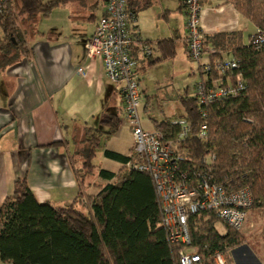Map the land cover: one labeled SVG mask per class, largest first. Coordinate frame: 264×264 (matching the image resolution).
<instances>
[{
  "label": "trees",
  "instance_id": "1",
  "mask_svg": "<svg viewBox=\"0 0 264 264\" xmlns=\"http://www.w3.org/2000/svg\"><path fill=\"white\" fill-rule=\"evenodd\" d=\"M64 1L4 0L0 4V68L30 56L24 26L33 27L39 16L47 17ZM128 1L135 19L137 11L149 4ZM233 2L264 35V0ZM209 41L239 62L245 88L208 108L209 137L204 142L197 138L203 120L196 97L182 98L191 128L184 147L197 166L202 158L215 157L210 166L213 177L232 182L235 189L247 188L253 200L250 211L264 210V43L246 46L240 32L215 35ZM154 125L168 139L180 130L169 119L154 121ZM118 129L119 115L111 113L100 120L99 127L87 131L78 151L83 159L82 168L77 169L79 192L71 205L39 203L26 178L15 181L13 193L0 205L3 263L179 264L181 248L169 242L161 225V207L151 177L129 170L130 156L109 150L104 156L125 167L114 173L94 164L101 138L114 136ZM97 177L109 183H99ZM91 187L99 189L97 195L85 193ZM217 222L212 213L190 220L193 245L203 255L216 250L227 255L242 243L240 231L226 227L227 233L221 235L215 228Z\"/></svg>",
  "mask_w": 264,
  "mask_h": 264
},
{
  "label": "crops",
  "instance_id": "2",
  "mask_svg": "<svg viewBox=\"0 0 264 264\" xmlns=\"http://www.w3.org/2000/svg\"><path fill=\"white\" fill-rule=\"evenodd\" d=\"M133 1L143 6L149 3L137 11L130 26L144 94L142 107L148 112L153 90L172 86L174 78L188 72L195 75L198 66L188 53L183 1ZM105 9L106 0H65L46 20L39 16L33 28L24 26L30 56L0 68V205L13 193L19 178H26L39 203L71 205L79 192L77 169L83 159L78 151L87 131L99 127L104 116L118 113L120 119L124 112L119 86L106 77L102 60H89L85 48ZM48 21H52L50 26ZM201 25L209 44L215 35L240 32L248 46L258 31L233 0H203ZM143 44L152 49L150 57H142ZM80 68L85 69L83 74ZM195 80L196 91L200 79ZM189 92V86L184 92H158L163 105L177 104V112L163 111L162 119L151 121L169 119L175 125L185 118L182 98H195ZM132 145L126 150H106L130 156ZM117 163L119 168L111 172L125 167ZM96 181L109 183L100 177ZM98 192L95 187L85 191L88 195Z\"/></svg>",
  "mask_w": 264,
  "mask_h": 264
},
{
  "label": "built area",
  "instance_id": "3",
  "mask_svg": "<svg viewBox=\"0 0 264 264\" xmlns=\"http://www.w3.org/2000/svg\"><path fill=\"white\" fill-rule=\"evenodd\" d=\"M182 1L188 53L198 63L202 76L196 85L195 97L203 120L197 138L204 142L209 137L208 108L237 96L245 85L238 72L239 62L231 55L223 57L221 51L207 42L201 25L203 0ZM3 2L0 0V4ZM134 20L128 0H106L105 14L85 45L89 60H102L106 77L119 86L125 119L133 135L126 167L151 177L161 207V225L167 231L169 242L181 248L179 264H228L225 254L218 250L206 255L198 251L191 238L190 220L192 217L201 220L205 214L212 213L224 226L241 231L253 206L251 193L247 188L235 189L232 182L214 178L210 172L213 156L202 158L198 166L192 164L184 147L191 133L186 118L175 122L180 130L172 139L166 138L162 131L143 126L140 110L144 94L139 62L132 53L135 36L130 30ZM250 43H264V35L257 31ZM141 55L150 57L152 49L143 44ZM84 71L80 68L78 72Z\"/></svg>",
  "mask_w": 264,
  "mask_h": 264
},
{
  "label": "rangeland",
  "instance_id": "4",
  "mask_svg": "<svg viewBox=\"0 0 264 264\" xmlns=\"http://www.w3.org/2000/svg\"><path fill=\"white\" fill-rule=\"evenodd\" d=\"M48 1V0H45ZM86 1V0H84ZM46 20V17H44ZM51 22H46V25L50 26ZM27 25L25 26V28ZM29 28H33L28 26ZM3 32L0 28V37H2ZM196 66H198V63L193 61ZM195 78L202 79L201 73L198 70V67L196 68V74L193 75L189 72L182 75L177 76L174 78L172 82V86L165 85L161 88L153 90L151 93L152 101L150 103V109L149 111H145L142 107L140 110V117L143 126L148 129L152 130L154 129V123L151 121L152 118L160 120L164 116V112L167 114L170 113H176L177 112V104L165 106L160 102L158 92L161 93H172V91H176V89H181V91H186V87H190V92L194 96H196V91L194 90L195 85ZM174 87V88H173ZM185 87V90H184ZM176 88V89H175ZM174 102L173 100H171ZM117 135V137H115ZM131 142H133V135L131 131V127L129 123L125 119L124 112L122 113L120 119H119V129L117 133L108 138L106 136L102 137L101 145L97 149L96 156H95V164L101 165L104 169L110 170V171H116L119 168V164L115 161L106 159L104 157V151L106 149H128L129 145H131ZM133 146V145H132ZM82 148V147H81ZM82 163V162H81ZM81 164V168H82ZM82 174H84L86 171L82 170ZM84 204L86 205V200H83ZM216 230L219 234L225 235L227 233V228L222 223L217 222L215 225ZM240 238H241V245L238 247H235L231 249L228 252L229 260L228 264H264V210H255L252 209L250 211L248 219L243 227V229L240 231ZM227 255L225 254L226 258ZM0 264H5L0 260Z\"/></svg>",
  "mask_w": 264,
  "mask_h": 264
}]
</instances>
